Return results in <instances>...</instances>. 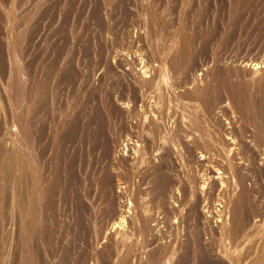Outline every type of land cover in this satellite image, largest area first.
<instances>
[{"label": "bare ground", "instance_id": "obj_1", "mask_svg": "<svg viewBox=\"0 0 264 264\" xmlns=\"http://www.w3.org/2000/svg\"><path fill=\"white\" fill-rule=\"evenodd\" d=\"M184 49L180 48V53L167 62L179 113L159 110L153 101L138 103L133 94L131 104L119 101L111 106L113 121L104 122L94 116L86 129L83 128L81 145L89 148L87 162L90 161L92 168L89 171L70 139L77 129L75 120L66 117L61 124L50 122L47 137H44L43 125H35L32 170L24 155L17 157L15 179L10 180L13 176L8 169L9 182L1 187L0 264H141L131 253L130 237L136 227L144 235L150 234L151 240H155V232H161V227L191 233L213 230L233 238L246 230L250 223L246 208L250 192L246 187V172L258 164L264 169V163H260V155H264V110L261 109L264 98H259L264 75L258 77L257 71L262 64H254L249 70L253 75L244 95L241 89L228 84L226 74H220L215 68L211 72L207 63L194 76L192 66L186 69L189 57ZM2 62L0 59V71L3 70ZM157 76L155 73L149 81H144L150 86L147 92L150 93L159 80ZM207 76L210 81L201 85ZM43 79L36 82L32 90L31 109L37 115L46 99ZM215 87L223 92L225 101L218 98ZM248 112L256 116V133L263 136L257 141L255 131L250 136H237L236 128L243 130L237 124ZM165 116L173 119L171 130L164 125ZM222 116H226L227 121L224 122ZM132 120L135 123H131ZM16 124L22 135L25 133L26 140L30 139L25 124L19 120ZM61 132L64 137H53V133ZM170 134L175 136L177 149L167 145L173 137L167 140ZM66 142L70 145L62 153L59 149L66 147ZM53 146L56 147L54 151ZM180 161L184 172L177 169ZM139 162L157 167L154 173H148L144 188L138 186L137 194L130 193L131 175L141 178L137 168ZM77 166L82 170V183L89 181L90 175H97L96 182L87 184L86 190L84 186L70 184L76 179ZM49 170L67 173L69 183L66 187L56 184ZM234 191L236 200L231 197ZM147 196L155 210L153 215L136 211L139 201L144 202L143 197ZM128 215L131 218L126 221V227ZM98 216L105 222V228L100 225L96 232L48 231V225L56 217L69 221L75 231L80 229L85 218ZM31 228L38 232H29ZM177 241L172 238L160 245L153 241L151 245L155 246L147 248L150 251L145 257L147 264L163 260L167 263L171 243L177 244ZM193 241H196L195 251L199 257L204 259L205 254V259L196 258L195 264H222L218 259L223 260L227 253L212 247L205 239L199 244L194 236Z\"/></svg>", "mask_w": 264, "mask_h": 264}, {"label": "rangeland", "instance_id": "obj_2", "mask_svg": "<svg viewBox=\"0 0 264 264\" xmlns=\"http://www.w3.org/2000/svg\"><path fill=\"white\" fill-rule=\"evenodd\" d=\"M180 48L189 57L186 69L192 66L194 76L207 63L211 72L215 68L220 74H226L228 84L241 89L245 95L254 64H262L257 70L258 77L264 75V0H0V59L4 71H0V200L3 184L9 182L10 175L13 176L10 180L15 179L17 157L24 155L30 170L33 168L35 125H43L44 137H47L50 122L61 124L66 117L75 120L77 129L70 139L77 154L82 156L85 169L90 170L89 148L81 145L83 131L94 116L104 122L113 121L111 106L119 101L131 104L133 94L138 103L153 101L159 110L178 114L179 102L173 95L167 62L180 53ZM155 73L159 80L149 93L150 86L144 81H149ZM41 79L46 99L37 115L31 109L32 90ZM209 81L210 76H207L201 85ZM215 91L223 101V92L216 87ZM259 98H264V84ZM165 117L164 125L171 130L173 119ZM18 120L29 129L30 139L26 140L25 133L22 135L16 124ZM255 122L256 116L246 113L240 125L237 124L243 127V130L236 128L237 136H250L255 131L256 141L261 139L263 136L257 135ZM60 135L65 136L62 132L53 133V137ZM174 138V134L167 136V140L171 139L167 145L176 148ZM69 145L66 142V147H60L59 151L64 153ZM55 149L53 146V151ZM262 162L264 155H260ZM137 165L141 178L131 175L128 185L130 193L135 194L138 186L145 187L148 173H154L157 167L143 162ZM178 165L177 169L184 172L181 161ZM250 168L246 172V187L250 191L246 208L250 223L238 238L213 230L191 233L161 227V232H155V240H151L150 234L144 235L136 227L131 232L133 237L130 235L132 255L141 264H147L145 257L150 253L147 248L155 246L151 245L153 241L160 245L176 238L178 245L171 243L169 261L157 264H195L196 258H201L195 251V236L197 243L205 239L212 247L227 253L223 260L218 259L222 264H264V169L259 164ZM7 170L11 171L9 176ZM81 171L77 166L76 179L70 184L84 186L86 190L87 184L96 182L97 175H90L91 179L82 183ZM49 173L54 174L56 184L66 187L69 183L64 171L49 170ZM147 197H143L144 202L139 201L136 211L153 215L155 210L150 196ZM231 197L237 199L235 191ZM1 212L0 202V225ZM100 218H85L80 229L74 228V231L69 221L56 217L48 225V231L96 232L102 225L105 228ZM129 218L130 215L125 222H129ZM29 232L38 231L31 228ZM203 257L205 259V254Z\"/></svg>", "mask_w": 264, "mask_h": 264}]
</instances>
